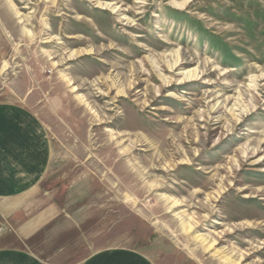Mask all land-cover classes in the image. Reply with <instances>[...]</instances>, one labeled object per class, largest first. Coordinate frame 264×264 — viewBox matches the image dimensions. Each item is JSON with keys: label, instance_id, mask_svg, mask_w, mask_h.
Masks as SVG:
<instances>
[{"label": "rangeland", "instance_id": "rangeland-1", "mask_svg": "<svg viewBox=\"0 0 264 264\" xmlns=\"http://www.w3.org/2000/svg\"><path fill=\"white\" fill-rule=\"evenodd\" d=\"M0 124V264H264V0H0Z\"/></svg>", "mask_w": 264, "mask_h": 264}, {"label": "crops", "instance_id": "crops-1", "mask_svg": "<svg viewBox=\"0 0 264 264\" xmlns=\"http://www.w3.org/2000/svg\"><path fill=\"white\" fill-rule=\"evenodd\" d=\"M15 138L16 135L5 134L0 124V197L16 196L30 188L39 179L41 165L46 159L35 141L21 142V139ZM1 254L0 251V259L7 257ZM15 259H18V264H40L37 258L28 255L21 254ZM123 263L145 264L141 258L127 253L119 255L117 259L105 255L92 257L83 264Z\"/></svg>", "mask_w": 264, "mask_h": 264}, {"label": "bare ground", "instance_id": "bare-ground-1", "mask_svg": "<svg viewBox=\"0 0 264 264\" xmlns=\"http://www.w3.org/2000/svg\"><path fill=\"white\" fill-rule=\"evenodd\" d=\"M255 81V80H254ZM255 88V87H254ZM190 225V224H189ZM186 229H189V227L187 225L184 226Z\"/></svg>", "mask_w": 264, "mask_h": 264}]
</instances>
